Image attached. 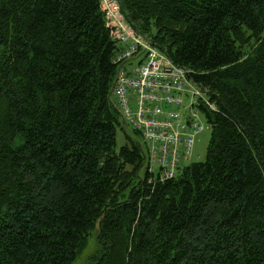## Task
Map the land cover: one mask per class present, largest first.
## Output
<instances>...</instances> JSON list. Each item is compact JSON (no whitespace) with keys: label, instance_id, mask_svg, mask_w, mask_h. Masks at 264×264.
<instances>
[{"label":"trees","instance_id":"1","mask_svg":"<svg viewBox=\"0 0 264 264\" xmlns=\"http://www.w3.org/2000/svg\"><path fill=\"white\" fill-rule=\"evenodd\" d=\"M119 1L207 91V160L162 182L118 146L100 0H0V264H73L97 230L94 264H264V0Z\"/></svg>","mask_w":264,"mask_h":264},{"label":"built area","instance_id":"2","mask_svg":"<svg viewBox=\"0 0 264 264\" xmlns=\"http://www.w3.org/2000/svg\"><path fill=\"white\" fill-rule=\"evenodd\" d=\"M100 4L113 40L122 47L114 60L118 66L115 106L125 125L146 143L145 165L153 178L162 182L176 178L197 137L206 130L202 106L216 108L207 91L189 78L188 70L175 65L127 22L119 0H100ZM132 62L138 65L128 70Z\"/></svg>","mask_w":264,"mask_h":264},{"label":"rangeland","instance_id":"3","mask_svg":"<svg viewBox=\"0 0 264 264\" xmlns=\"http://www.w3.org/2000/svg\"><path fill=\"white\" fill-rule=\"evenodd\" d=\"M138 65V62H132L129 65H127V69H131ZM191 102V99L186 100V105H189ZM204 122L206 123V130L201 133L196 140V144L194 146L193 152L191 157L188 161H185L183 163V166H189L196 163H204L207 160V153H208V147L212 138L213 129L208 124L207 120L203 118ZM124 131H119L118 133V146L122 147L124 146L128 141L127 137L133 141V142H144V140L140 137H138L133 128L129 125L124 126ZM128 139V140H129ZM97 234L98 230L93 232L90 237L88 238V243L85 249H83L78 256V258L75 260L73 264H94L95 258L100 255L101 253V245L98 243L97 240Z\"/></svg>","mask_w":264,"mask_h":264},{"label":"water","instance_id":"4","mask_svg":"<svg viewBox=\"0 0 264 264\" xmlns=\"http://www.w3.org/2000/svg\"><path fill=\"white\" fill-rule=\"evenodd\" d=\"M123 122L125 123V121L123 120Z\"/></svg>","mask_w":264,"mask_h":264}]
</instances>
